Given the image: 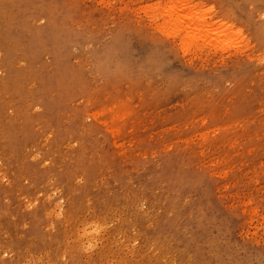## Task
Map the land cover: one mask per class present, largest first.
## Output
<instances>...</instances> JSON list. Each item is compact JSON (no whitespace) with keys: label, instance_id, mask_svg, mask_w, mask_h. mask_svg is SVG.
Listing matches in <instances>:
<instances>
[{"label":"rangeland","instance_id":"1","mask_svg":"<svg viewBox=\"0 0 264 264\" xmlns=\"http://www.w3.org/2000/svg\"><path fill=\"white\" fill-rule=\"evenodd\" d=\"M202 1L197 9L207 11L216 5L233 17L246 35L257 42L261 40L253 36V27L257 15L264 12V0ZM151 3L154 2L7 0L9 7L1 14L8 26L1 28L0 35L7 39L19 33L16 48L22 49L29 43L35 25L41 29L45 41L52 32L70 39L58 65L59 80L65 92L56 103L70 107L66 113H74L71 117L76 120L75 126L80 132L69 130L66 144L69 149L80 147L83 142L78 135L84 134L90 140L89 150L98 153L75 176L79 190L83 188V178L89 167L105 158L100 153L111 150V134L101 113L107 109L119 111L125 106L139 118L137 128L141 133L149 135L152 130L168 138L161 148L163 151L155 142L146 145L140 139L134 141V149L149 147L162 153L172 149L169 139L176 137L178 147L185 153L176 158L158 152L148 155L140 161L141 166L135 172L119 173L110 179V186L116 191L122 188L121 179H130V184L140 188L138 196L126 197L124 202L142 219L136 222L133 217L127 218L126 228L118 214L112 217L92 214L87 209L89 206L79 217L70 219L67 205L73 190L53 188L50 182L37 192L36 199L26 195L18 197L26 180L16 178L13 170L7 169L2 175L0 189L7 187V191L13 192L12 198L7 199L6 209L0 210V261L34 264L32 254L18 245L19 236L29 225V221L16 217L18 211L28 219L36 215L46 231H56V228L65 231L64 245L52 249L49 239L41 241L46 246V254L38 256L41 259L37 264H53L50 261L53 257L57 264H85L90 259L97 264H264V241L256 239L252 231L246 236L241 229L237 204L223 201L208 175L187 166L189 146L181 140L191 132L217 131L241 116L245 120L234 128L236 132L255 131L256 123L264 119V45L255 48L253 54V58L260 57V60L249 61L245 57L236 64L235 50L220 55L215 54L214 49L187 48L180 39L172 43L174 38L158 29L161 18L151 25V17L155 14L153 7L148 8ZM197 3L199 0L192 1L193 5ZM25 5L28 9L38 5L48 15L29 19L30 31L19 25L20 16L16 18L24 9L28 11ZM6 43L7 47L14 46L11 39ZM41 59L49 61V54ZM0 60H3L2 54ZM17 64L18 67L24 65L22 61ZM30 78L32 88L42 80L39 75ZM42 95L44 101L45 94ZM70 97H74L72 104L67 102ZM9 103L16 108L15 101ZM35 108L40 111L42 106ZM11 114L8 113L7 118L21 122ZM54 122L58 124L60 119ZM63 126L67 128L68 124ZM51 132L43 136L49 139ZM44 137L42 144L45 146ZM7 139L13 140L14 136H7ZM262 157L264 160V154ZM1 159L0 155L2 172ZM83 160L81 153L78 161ZM132 170L130 167L129 171ZM38 203L41 205L37 212ZM111 211L112 208L102 212ZM6 238L7 246L1 243ZM72 238L81 242L84 249L79 262H71L65 253V244Z\"/></svg>","mask_w":264,"mask_h":264},{"label":"bare ground","instance_id":"2","mask_svg":"<svg viewBox=\"0 0 264 264\" xmlns=\"http://www.w3.org/2000/svg\"><path fill=\"white\" fill-rule=\"evenodd\" d=\"M192 1L140 0V2H154L148 5V8L153 7L155 12L151 17V25L161 18L158 29L173 37L172 43H175L176 39H180L187 48L196 46L199 50L204 51L214 49L215 54L220 55L235 50L236 64L245 57L249 61L260 60V57L253 58V54L255 48L264 45V12L257 15V22L253 27V36L261 38L257 42L249 34L246 35L245 29L240 27L233 17L223 13L216 5L203 11L197 9L200 4H203L202 0H199L197 5H193ZM6 7H9L7 0H1L0 30L7 25L1 14V11ZM41 14L48 16L42 7L37 5L32 6L28 11L24 9V13L17 15L16 18L20 16L17 20L19 25L30 31L32 28L28 25L29 19L36 18ZM13 19L15 18L13 17ZM55 34L57 33L49 34L45 41L41 29L35 25L29 43L22 49L16 48L19 33H14L7 39L0 35V54L3 55V60H0V71L2 70L0 72L2 79H0V155L4 165L1 169L2 172L0 171V183L2 175L6 174L7 169H12L16 178L24 177L26 180V185L22 186L18 197L26 195L35 198L37 192L44 190L48 182L53 188L72 189L73 196L70 197L67 205V215L70 219L79 217L86 206H89L87 209L92 214H105L108 217L118 214L126 228L129 225L127 218L133 217L136 222L142 219L135 209L124 202L126 197L138 196L140 188H135L139 186L130 184V179H121L122 188L116 191L113 185L110 186V179L119 173L130 175V172H135L141 166L140 161L144 157L157 154L158 149L163 151L161 148L167 144L168 138L165 134L153 133L152 130L149 135L141 133L142 130L139 131L137 128L139 118L135 117V114L125 106L119 111H115L113 108L104 112L99 111L108 125L112 147L110 152H108L109 149H106L100 153L105 156L100 159V163H93L94 167H89L88 173L83 178V188L79 190L74 182L75 176L79 175L80 169L84 168L86 163L96 157L95 155L98 153L95 152V154L89 150L90 140L88 136H83L84 134L78 135L83 142L80 147L69 149L66 144L68 131L80 132V129L75 126L76 120L73 121L71 117L74 113H66L70 107L66 104L58 105L56 103L57 100L63 98L65 92V86L59 80L58 65L62 60L63 53L68 49L70 39L68 36L60 37ZM10 39L14 42L12 43L14 46L7 47L6 41ZM2 46L3 48H1ZM247 52H249L248 56H246ZM44 54H49V61L45 62V59L43 62L41 57ZM18 61H22L24 65L20 64L22 67H18ZM33 65H38V68L34 70L35 66ZM33 75L42 77L35 88L31 86L30 77ZM58 91L59 94L56 95ZM41 93L45 94L44 101ZM9 101H15V109ZM73 101L74 97H70L67 102L72 104ZM38 105L42 106L40 111L35 108ZM8 113L17 116L21 122L11 121V117L7 118ZM80 117L77 118V122ZM55 119H60V122L56 124ZM244 120V116H241L239 120L228 122L217 131H203L199 134L191 132L181 140L189 146L187 166L200 174L208 175L215 190H218L219 194L223 196V201L237 204L241 229L246 236L252 231L251 234L256 239L264 241V160L262 159L264 154V119H260L256 123L253 133H237L234 128ZM64 123L68 124L67 128L63 126ZM49 130L53 132L47 139L43 135ZM7 136H14V139L9 140ZM43 137L47 141L45 146L42 144ZM139 139L143 140L146 145L155 142L158 149L152 150L149 147L140 150L134 149V141ZM169 140L172 143V149L158 153L170 158L183 156L185 152L178 147L177 138L172 137ZM81 153L84 155L82 162L78 161V156ZM130 167L133 168L132 171H129ZM92 170L94 171L90 172ZM19 184L21 182H17V185ZM93 185L95 186L94 190H92ZM6 188L0 189V210L6 209L7 199L12 198L13 190L7 191ZM40 205V203L37 204V212L40 210ZM42 205L44 206V204ZM110 208H112L111 212H102L109 211ZM16 217L19 220L29 221L28 228L25 229L22 236H19L18 245L32 254L34 264H37L41 259L38 258L39 255L42 257L46 254V246H43L41 242L43 239L51 241L52 249L55 246L64 245L62 237L65 236V231L62 229L46 231L40 226L36 215L32 216V219H28L17 211ZM66 232L70 237L71 231ZM1 243L7 246V238L3 239ZM81 244L73 238L65 244L67 247L65 253L71 262H79L82 259L84 249ZM50 261L57 264V259L55 260L54 257ZM0 264L21 263L20 261L1 260ZM85 264H97V262L90 259Z\"/></svg>","mask_w":264,"mask_h":264}]
</instances>
